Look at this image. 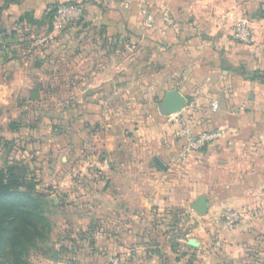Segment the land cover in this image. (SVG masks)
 Instances as JSON below:
<instances>
[{"label": "crops", "instance_id": "obj_1", "mask_svg": "<svg viewBox=\"0 0 264 264\" xmlns=\"http://www.w3.org/2000/svg\"><path fill=\"white\" fill-rule=\"evenodd\" d=\"M72 2L89 7L85 22L122 26L119 33L143 44L149 58L137 69L153 71L149 77L164 87L161 103L172 90L187 99L185 110L174 115L153 101L105 111L120 121L108 126L105 160L95 163L97 173L103 171L101 191L106 193H91V227L127 231L101 235L105 251L134 257L129 245L137 242L145 252L139 258L144 264H258L254 253L264 250V0H149L145 7L133 0L129 9L103 0L48 3ZM103 4L108 9L94 17L93 8ZM118 4L121 15L115 12ZM260 12L263 16L255 18ZM240 19L253 29L249 45L232 38L233 23ZM131 69L128 65L122 77L92 78L90 86L102 87L100 95L108 101L133 102L125 89ZM184 127L194 135L220 130L224 136L186 153ZM201 196L207 197L209 211L200 217L192 207ZM229 211L242 213L233 231L219 227ZM135 230L139 239L131 236ZM192 239L197 248L189 245ZM93 259L102 264L107 258Z\"/></svg>", "mask_w": 264, "mask_h": 264}, {"label": "rangeland", "instance_id": "obj_2", "mask_svg": "<svg viewBox=\"0 0 264 264\" xmlns=\"http://www.w3.org/2000/svg\"><path fill=\"white\" fill-rule=\"evenodd\" d=\"M49 1L0 0V39L5 47L0 54V171L24 169L26 186L46 195L44 236L17 264H97L94 256L107 258L102 264L116 259L118 264H144L139 258L145 252L137 242L129 245L134 257L105 251L101 235L122 236L127 231L91 227V193H106L95 163L105 160L108 126L120 121L105 111L129 103L135 108L152 101L160 104L164 87L149 77L152 70L137 69L149 56L137 39L119 33L122 26L109 28L83 19L54 29L49 12L62 4ZM118 5L115 12L121 15L123 7ZM103 9L108 7L97 5L91 14L95 17ZM128 65L131 81L125 89L133 102L108 101L100 95L102 87L90 86L92 78L122 77ZM146 79L151 83L145 84ZM186 217L197 223L194 216ZM131 236L139 239L140 231ZM148 249L155 252L156 246ZM254 254L258 264H264V250ZM0 264L16 263L5 254Z\"/></svg>", "mask_w": 264, "mask_h": 264}, {"label": "trees", "instance_id": "obj_3", "mask_svg": "<svg viewBox=\"0 0 264 264\" xmlns=\"http://www.w3.org/2000/svg\"><path fill=\"white\" fill-rule=\"evenodd\" d=\"M52 16L53 10L49 12L50 20ZM15 170L0 171V256L10 255L17 264L36 246L35 240L44 236L42 228L46 227L47 219L44 215L46 195L26 186L24 169L17 173Z\"/></svg>", "mask_w": 264, "mask_h": 264}, {"label": "built area", "instance_id": "obj_4", "mask_svg": "<svg viewBox=\"0 0 264 264\" xmlns=\"http://www.w3.org/2000/svg\"><path fill=\"white\" fill-rule=\"evenodd\" d=\"M106 4L121 3L125 9H129L133 0H103ZM142 6H146L149 0H137ZM85 16V7L79 4H62L56 9H53L52 26L54 29H63L68 24H75ZM167 23H172V20L165 16ZM153 18L152 15L148 14L147 27H152ZM222 23L224 24L223 20ZM232 38L235 42L243 45H249L254 39L253 29L248 20L240 19L236 20L232 26ZM214 111L218 110V103L213 105ZM181 136L186 140V153H192L198 151L210 143H213L224 136V132L217 130L211 132L201 133L194 135L192 131L184 127L181 131ZM242 220V213L240 211H229L224 214L223 221L220 223V228L228 231H233L236 226ZM114 264H118V259L114 261Z\"/></svg>", "mask_w": 264, "mask_h": 264}, {"label": "water", "instance_id": "obj_5", "mask_svg": "<svg viewBox=\"0 0 264 264\" xmlns=\"http://www.w3.org/2000/svg\"><path fill=\"white\" fill-rule=\"evenodd\" d=\"M262 17L263 13L260 12L256 14L254 17ZM5 47L0 39V54L4 51ZM187 105V99L186 97L180 93L177 90L167 91L162 99L161 107L164 111V113L168 115H174L181 113L183 110H185ZM156 165L163 170H166L167 167L159 160L155 159ZM193 211L197 213L200 216H206L209 211V204L208 199L206 196H201L197 202L192 207ZM189 245L193 248L198 247V243L195 240H190Z\"/></svg>", "mask_w": 264, "mask_h": 264}]
</instances>
